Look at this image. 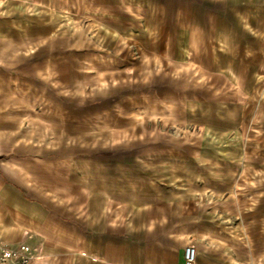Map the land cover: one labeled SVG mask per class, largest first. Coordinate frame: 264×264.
Returning <instances> with one entry per match:
<instances>
[{"label":"crops","instance_id":"crops-1","mask_svg":"<svg viewBox=\"0 0 264 264\" xmlns=\"http://www.w3.org/2000/svg\"><path fill=\"white\" fill-rule=\"evenodd\" d=\"M261 78L264 0H1L0 244L264 264Z\"/></svg>","mask_w":264,"mask_h":264},{"label":"built area","instance_id":"built-area-1","mask_svg":"<svg viewBox=\"0 0 264 264\" xmlns=\"http://www.w3.org/2000/svg\"><path fill=\"white\" fill-rule=\"evenodd\" d=\"M38 253V251L36 253H30L24 244H0V264H31ZM183 260L184 264H194V247L186 246L184 248Z\"/></svg>","mask_w":264,"mask_h":264},{"label":"rangeland","instance_id":"rangeland-1","mask_svg":"<svg viewBox=\"0 0 264 264\" xmlns=\"http://www.w3.org/2000/svg\"><path fill=\"white\" fill-rule=\"evenodd\" d=\"M167 31L166 30H160V37H166ZM193 43L191 42H175L174 45L178 49H183L186 50L192 45ZM196 44V43H195ZM186 79V78H185ZM264 79H260L262 81ZM186 86L189 87V92L195 96H199L200 94V80L197 75L194 74H189L187 79H186ZM258 89L255 90V98H256V103H258L255 108L256 112L262 108V100H264V81H262L259 86L257 87ZM169 112L172 113H178L180 112V107L179 105H170L169 106Z\"/></svg>","mask_w":264,"mask_h":264}]
</instances>
